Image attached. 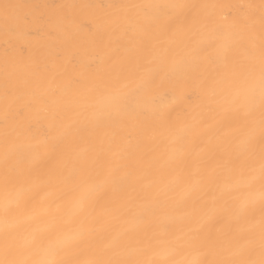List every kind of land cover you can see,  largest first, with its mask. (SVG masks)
<instances>
[{
    "label": "bare ground",
    "instance_id": "6f19581e",
    "mask_svg": "<svg viewBox=\"0 0 264 264\" xmlns=\"http://www.w3.org/2000/svg\"><path fill=\"white\" fill-rule=\"evenodd\" d=\"M264 0H0V264H261Z\"/></svg>",
    "mask_w": 264,
    "mask_h": 264
},
{
    "label": "snow or ice",
    "instance_id": "6c2138e0",
    "mask_svg": "<svg viewBox=\"0 0 264 264\" xmlns=\"http://www.w3.org/2000/svg\"><path fill=\"white\" fill-rule=\"evenodd\" d=\"M261 264H264V261H262Z\"/></svg>",
    "mask_w": 264,
    "mask_h": 264
}]
</instances>
